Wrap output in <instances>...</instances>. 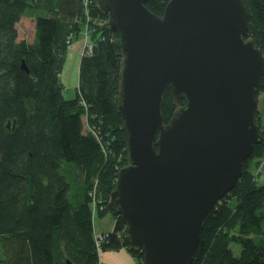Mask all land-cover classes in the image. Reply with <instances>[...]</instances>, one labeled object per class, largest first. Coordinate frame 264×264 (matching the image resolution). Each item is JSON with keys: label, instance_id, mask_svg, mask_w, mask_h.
Wrapping results in <instances>:
<instances>
[{"label": "trees", "instance_id": "obj_1", "mask_svg": "<svg viewBox=\"0 0 264 264\" xmlns=\"http://www.w3.org/2000/svg\"><path fill=\"white\" fill-rule=\"evenodd\" d=\"M95 1L86 14V0H0V264H98L99 250L121 248L143 264L121 217L100 249L94 236L91 204L107 206L101 215L109 211L117 172L128 163L117 111L121 49L108 24L95 21L107 15ZM168 1L146 5L161 15ZM244 3L264 54V0ZM25 18L32 40L21 36ZM85 23L92 52L80 61L76 94L66 97L61 72ZM262 91L264 73L257 95ZM175 107L165 90L166 121ZM256 120L262 127L257 111ZM263 152L257 143L236 186L207 214L190 264H264V181L250 170V159Z\"/></svg>", "mask_w": 264, "mask_h": 264}, {"label": "water", "instance_id": "obj_2", "mask_svg": "<svg viewBox=\"0 0 264 264\" xmlns=\"http://www.w3.org/2000/svg\"><path fill=\"white\" fill-rule=\"evenodd\" d=\"M146 2L97 0L122 54L117 111L128 161L108 209L143 264H190L207 214L264 144V54L244 0H169L161 15ZM22 67L30 71L25 59ZM165 90L176 105L168 121Z\"/></svg>", "mask_w": 264, "mask_h": 264}, {"label": "rangeland", "instance_id": "obj_3", "mask_svg": "<svg viewBox=\"0 0 264 264\" xmlns=\"http://www.w3.org/2000/svg\"><path fill=\"white\" fill-rule=\"evenodd\" d=\"M86 8L85 12L86 14H93V10L96 5L95 0H86ZM40 14H44L43 12H40ZM95 18V21L104 22L107 24L108 16L106 15V19L102 18L101 15L93 16ZM29 18L22 19L19 23L20 29H21V36H27L29 40L33 39V32L30 31L29 27ZM84 34V37L83 35ZM88 27L86 23L84 24L80 34L75 35L73 38V43L71 46H73L75 43H78L82 47L81 56H76L75 59L70 60L69 64L66 65V67L62 69L61 72V78L62 82L64 84V94L66 97H72L76 94V87L79 82V64L83 56L91 54L90 47L92 43H89V40H91L88 37ZM114 39H116L113 36ZM117 40V39H116ZM71 41V40H70ZM72 42V41H71ZM70 42V43H71ZM71 64V65H70ZM264 91L260 92L257 95L258 99V105H257V112L260 115L261 122H262V116H261V110H263V104L262 99L259 97L260 95L263 96ZM250 170L252 171V174L254 175L255 179L259 181L260 183L264 181V152L261 156L252 157L250 159ZM97 199L103 198L97 197ZM231 201L230 203L235 204L236 198L230 197ZM98 201L91 204L93 212H94V236L97 237L99 235H102L105 233V231H112L115 227L116 223V215H114L110 210L107 211L104 214H99L101 210H105L106 207L100 205H97ZM264 226V221H263ZM262 237H264V232ZM100 239V238H99ZM106 241V238H103ZM232 247L236 254L239 253L238 246L234 243H232ZM99 257L101 264H141L140 259L136 256H134L128 248H121V249H111V250H99Z\"/></svg>", "mask_w": 264, "mask_h": 264}, {"label": "crops", "instance_id": "obj_4", "mask_svg": "<svg viewBox=\"0 0 264 264\" xmlns=\"http://www.w3.org/2000/svg\"><path fill=\"white\" fill-rule=\"evenodd\" d=\"M84 37V34H82ZM73 43V41L70 43L69 45V49H68V54H67V59L66 62L64 64V68L66 67V65L69 64V59L73 60L76 58V56H81V52H82V47L78 44L75 43L73 46H71ZM71 65V64H70ZM78 86V85H77ZM77 88V87H76ZM259 97H261L260 99H262V104H263V108H264V94L263 96L260 95ZM261 116H262V128L264 130V109L261 110Z\"/></svg>", "mask_w": 264, "mask_h": 264}, {"label": "built area", "instance_id": "obj_5", "mask_svg": "<svg viewBox=\"0 0 264 264\" xmlns=\"http://www.w3.org/2000/svg\"><path fill=\"white\" fill-rule=\"evenodd\" d=\"M72 35H73V34H71V35L68 36L67 42H69V41L71 40ZM90 50H91V52H92V47H90ZM82 102H83V101H82ZM83 104H84V102H83ZM109 233H110L109 231H105L104 234L95 237V239H96V244H97V246H98V249L101 248V245H102L103 241H105L103 238H107V237H109ZM99 238H100V239H99Z\"/></svg>", "mask_w": 264, "mask_h": 264}, {"label": "bare ground", "instance_id": "obj_6", "mask_svg": "<svg viewBox=\"0 0 264 264\" xmlns=\"http://www.w3.org/2000/svg\"><path fill=\"white\" fill-rule=\"evenodd\" d=\"M98 264H100V263L98 262Z\"/></svg>", "mask_w": 264, "mask_h": 264}, {"label": "clouds", "instance_id": "obj_7", "mask_svg": "<svg viewBox=\"0 0 264 264\" xmlns=\"http://www.w3.org/2000/svg\"><path fill=\"white\" fill-rule=\"evenodd\" d=\"M110 232V231H109Z\"/></svg>", "mask_w": 264, "mask_h": 264}]
</instances>
